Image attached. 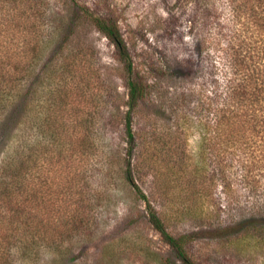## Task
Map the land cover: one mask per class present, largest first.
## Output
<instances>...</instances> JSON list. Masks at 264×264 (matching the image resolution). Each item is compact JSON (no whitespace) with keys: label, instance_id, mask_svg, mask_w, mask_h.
Returning a JSON list of instances; mask_svg holds the SVG:
<instances>
[{"label":"trees","instance_id":"obj_1","mask_svg":"<svg viewBox=\"0 0 264 264\" xmlns=\"http://www.w3.org/2000/svg\"><path fill=\"white\" fill-rule=\"evenodd\" d=\"M32 1L0 0V264H14L37 257L44 248H56L65 233L90 217L91 203L83 205L77 197L73 201L66 197L72 193L69 185L81 180L82 166L76 172L74 163L84 162L86 153L98 158L100 89L95 85L89 46L64 40L57 44L55 38L66 28L78 32L80 26L89 25L114 45L125 73L126 147L118 157L120 178L142 198L148 222L172 251L165 264H196L187 246L198 230L174 235L165 224L172 217L170 210L192 214V205L154 207L138 186L136 173L160 163L162 156L155 148L163 149L161 141L168 135L169 140L179 141L195 124L202 133L200 165L208 163L219 171L227 205L236 202L232 192L238 183L253 195L264 191V9L247 13L245 22L219 44L225 61L221 77L208 74L199 91L188 88L169 97L175 135L165 131L155 137L149 136L158 127L150 123L151 117L139 129L133 126L134 117L148 116L141 109L154 82L135 69L118 26L76 1L72 16L62 15L56 23L57 13L50 18L43 2L38 6ZM170 154L164 156L167 173L185 175L187 156ZM97 161L102 168L112 163L110 157ZM232 168L238 170L237 176L228 173ZM59 215L66 218L62 231L57 230ZM206 215L214 217L211 212ZM230 218L197 233L234 243L264 232L262 208Z\"/></svg>","mask_w":264,"mask_h":264},{"label":"rangeland","instance_id":"obj_2","mask_svg":"<svg viewBox=\"0 0 264 264\" xmlns=\"http://www.w3.org/2000/svg\"><path fill=\"white\" fill-rule=\"evenodd\" d=\"M74 1L88 7L94 16L118 26L135 69L154 82L146 107L141 109L148 116L134 117L133 126L137 130L151 117L150 123L158 127L149 136L155 137L165 131L175 135L169 119V97L188 88L199 91L208 74L221 77L225 61L219 44L245 22L247 13L264 9V0H34L31 5L43 2L50 18L57 13L54 20L59 23L63 20L60 16H72L76 10ZM55 38L57 44L64 40L89 46L95 85L100 89L95 133L98 158L86 153L82 156L84 162L74 163L75 171L79 172L82 166L83 172H79L81 180L77 185H69L72 193L66 197L70 201L77 197L84 201L83 205L91 203V213L86 222L65 233L56 248H44L34 259L17 260L14 264H165L167 258L173 257L172 251L148 222L142 198L120 178L118 157L126 147V88L116 49L92 25L80 26L78 32L66 28ZM93 134L94 131L90 136ZM169 136L161 141L165 144L163 149L155 148L162 156L160 163L153 170L144 168L136 173L138 186L154 207L160 208V203L174 206L173 209L192 205V214L169 211L172 217L165 221L168 231L179 235L198 230L187 246L196 264H264V232L234 243L224 238H203L197 233L205 226L229 222L232 215H250L264 209V191L253 195L238 183L232 192L237 200L227 205V195L218 181L219 171L208 163L200 165V127L191 124L179 141L169 140ZM170 152L177 153V157L187 156L185 175L167 173L164 156H171ZM105 157H110L112 163L102 168L97 160ZM73 158L77 160L75 155ZM228 173L237 176L238 170L232 168ZM207 212L214 217L207 216ZM65 223L66 218L59 215L57 230L62 231Z\"/></svg>","mask_w":264,"mask_h":264}]
</instances>
